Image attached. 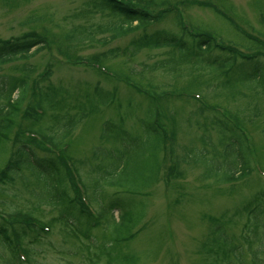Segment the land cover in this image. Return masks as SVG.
I'll return each mask as SVG.
<instances>
[{"label":"rangeland","instance_id":"obj_1","mask_svg":"<svg viewBox=\"0 0 264 264\" xmlns=\"http://www.w3.org/2000/svg\"><path fill=\"white\" fill-rule=\"evenodd\" d=\"M130 2L152 13L163 10L168 13L147 30L156 28L176 32L175 18L178 15L182 22L194 27L200 26L224 41L245 44L239 34L241 31L264 42V0ZM214 6L221 11L217 12ZM34 12L40 18L28 24L26 18ZM223 16L231 19L230 25L224 21ZM113 22L116 21L107 12L94 8L91 0H0V40H13L31 31L42 35H61L73 26L94 29ZM139 32L111 41L109 33H103L96 28L91 39L71 45L73 48H68V55L85 59L115 47L124 48ZM169 52V48L146 49L134 57L123 56L106 61L104 66H85L77 64V59L76 64L70 62L60 55L57 46L47 43L42 49H33L27 58L9 61L1 66V72L12 73L14 76L20 73L17 67L32 68L30 79L41 76L45 67H49L51 75L47 82L41 83V88L49 84L62 88L66 92L70 114L79 113L76 107H72L76 104L72 97L82 101L85 89L97 86L111 91L115 97L114 103L100 106L95 112L87 107V114L84 113V119L78 123L68 143L69 157L83 161L79 170L80 182L87 189L86 196H89L87 199L91 210L101 213L100 226L92 228L90 239L86 240L82 236L72 237L71 232L65 235L59 223L53 222L48 235H41L31 246L33 253L29 263H21L214 264L215 256L208 252L215 242L214 238L218 240L215 245H224L227 249L231 242L243 245L246 251L243 259L248 263L257 244L251 242L248 247L246 243L242 244V239L253 240L248 236V230L255 223H252L253 217L245 216L241 208L256 194H264V89L252 91L237 86L232 91L224 90L217 82L220 77L207 72L178 76L180 70L186 71L182 66L173 73L163 70L149 71L145 68L168 57ZM209 56L223 58L218 53ZM194 88L197 90H193ZM163 92L166 95L158 98L156 93L162 95ZM150 100H154L159 113L163 112L159 117L151 115L152 112H145ZM199 107L205 109L203 115L198 113ZM220 111L233 112L235 118L230 117L233 120L230 122L237 127L236 133L241 135L240 146L236 140L237 143L230 147L229 155L236 160L241 159V155L243 160L239 162L244 161L245 167L250 169L245 178L231 183H222L212 177L211 160L219 156V151L222 153L221 148L216 146L220 131L212 125V119L216 116L213 112ZM165 112L172 113V119L166 117ZM234 119L237 121L234 122ZM221 120L227 121L223 118ZM105 122L114 124L118 136L121 128L125 138L132 143L141 142L144 147L143 151L140 147L131 156L126 155L128 160L125 163V172L120 168L114 176L102 175L101 171L96 170L97 164L105 172L114 169V166H109L110 161L106 159L109 155L106 153L101 154V159L94 158L99 148L101 151L115 149L118 154L123 147L121 142L108 145L101 141ZM148 123L161 131V145L158 148L151 147L153 139L151 130L146 126ZM60 125V118L53 122L51 120V127L55 132L61 131ZM171 130L174 139L167 141L165 136ZM208 138L211 145L206 147L208 152H205L202 147ZM170 150H173L176 163L172 173L168 174L167 168L172 158ZM144 152L148 159L158 154V175L152 170L150 162H147V169L143 172H139V167H134L135 160L145 162V158H139ZM35 153L39 157L46 156L43 152ZM28 173L23 170L21 175L27 177ZM140 175L145 177L141 178ZM119 177L126 183L121 188H116L119 194L115 198L132 211L134 225L124 221L122 208L112 212L107 209V204L113 201L117 193L104 188L100 194V187L95 192L92 191L93 187L96 188L93 183L98 182L97 179L104 185ZM218 177L222 178V172ZM148 178H156L157 182L143 184L138 181ZM21 184L22 178L18 177L12 184L0 186V213H12L16 210L32 212L34 217L44 223L56 218L57 210L50 206H41L36 213L32 211L31 208H35L37 200L33 201ZM36 184L43 185L42 181ZM120 217L119 225L117 222ZM215 219L224 221L223 227H217L219 224H215ZM35 227L38 230L45 229V226ZM82 228L83 226H79V229ZM133 233L135 235L129 238ZM251 235L261 236L253 233ZM257 257L264 261V250ZM230 258L234 259L232 255ZM13 262L9 250L0 244V264H14Z\"/></svg>","mask_w":264,"mask_h":264},{"label":"trees","instance_id":"obj_2","mask_svg":"<svg viewBox=\"0 0 264 264\" xmlns=\"http://www.w3.org/2000/svg\"><path fill=\"white\" fill-rule=\"evenodd\" d=\"M130 1L132 0H91L94 3V8L107 12L109 17L116 21L103 27H96L103 33H109V40L112 41L129 33L140 31L126 47H115L95 55V57L77 59L74 55H68V48H73L71 45L91 39L96 28L73 26L72 29L64 31L61 35L59 33L58 35L52 33L42 35L31 31L13 40H0V158L2 157L0 159V186L12 184L18 177H21L22 189L28 193L33 201L37 200L34 204L35 208H31L32 211L38 212L37 209L41 206H50L55 211L57 210L56 218L50 219L47 223H40V220L34 217L32 212L16 210L12 213H0V244L9 250L14 264H23L19 259L20 256L29 263V258L33 253L31 246L40 239L41 235H48L49 227L53 222L59 223L65 235L71 232L72 237L79 238L82 236L86 240L90 239L91 229L100 226L101 213L94 214L77 191L76 181H79V170L83 161L69 157L68 143L78 123L84 119V113L87 114L89 107L91 112H95L100 106H108L114 103L115 97L111 91L103 90L97 86L89 88L91 91L85 89L82 101L72 97L76 102L72 107H76L79 113L70 114L71 110L67 108L66 92L62 88L50 84L41 88V83L47 82L51 75L49 67H45L41 76L30 79L32 68L17 67L20 73L18 76H14L12 73L1 72L2 65L19 58H27L33 49H42L47 43L57 46L60 55L62 54L70 62L75 63L77 59V64L85 66H104L103 63L106 61L123 56L134 57L142 50L169 48L168 57L154 62L151 66L147 65L145 68L149 71L163 70L173 73L181 69L182 66L186 68V71L180 70L178 76L190 75L199 71L207 72L217 76V78L220 77L217 82L224 90L229 91L237 86L252 91L264 89V42H261L257 37L245 35L239 30L245 44L224 41L200 26L195 28L186 26L178 15L175 18L176 32L156 28L147 30L148 27L159 23L163 16L168 13L165 10L152 13L133 5ZM154 5L158 6L155 3ZM223 17L224 21L230 25L229 20L225 16ZM39 18L34 12L26 19L28 24H32ZM235 31L238 32L237 29ZM213 53L222 54L223 58L219 59V56L210 58L209 55ZM248 86H252V88ZM193 90L197 89L194 88ZM156 95L158 98H163L166 93L163 92L162 95L156 93ZM203 110L205 109L199 107L198 113L203 115ZM145 112H152L151 115L154 114L157 117L163 114V112L159 113L160 110L155 105L154 100L147 103ZM165 113L166 117L172 119V113ZM213 113L216 116L212 119V125L221 132H219L220 136L216 146L221 148L223 154L219 151V156L215 160H211L212 177L222 181V183H231L245 178L249 175L250 169L245 167L244 161L239 162V160H243L241 155H239L241 158L239 160L229 155L232 144L237 143V141L238 145L241 143L239 138L241 135L236 133L237 127L230 122L233 112L221 113V117L227 120L224 122L217 112ZM229 114H232L231 118ZM59 118L62 122L61 131L55 132L54 128L51 127V120L53 122ZM241 120L244 122L243 118ZM146 126L148 130H151L152 149L160 147L162 138L160 129L155 128L152 123H148ZM115 128L111 122H105L100 139L108 145L121 142L123 147L118 151L119 155L115 149L101 151L99 148L95 153L94 158L97 159H101L103 153L109 155L106 157L110 161L109 166H114L112 171L105 172L102 170V166L97 164L96 170L101 171L102 175L114 176V173L120 168L125 172V163L128 160L125 156H131L133 151L140 147L142 151L144 149L141 142L132 143L130 139L125 138L121 128H119V137ZM11 135L12 138H10ZM171 139H174L172 130L168 136H165V140ZM205 143L202 149L208 152L206 147L211 145L210 138ZM36 151L46 153V156L39 157L36 155ZM172 153L173 150L172 152L170 150L172 158H170V164L167 168L168 174L172 173L171 170L176 163ZM157 156L148 159L146 152H144L139 158H145V162L135 160L133 162L134 167H139V172H143L147 169V162H150L152 170L158 175L160 166ZM23 170L29 172L27 177L21 175ZM221 172L222 178L220 179L218 175ZM140 177L144 178L145 175H140ZM155 179L148 178L138 181L143 184H153L157 182ZM41 181L43 185L36 184ZM97 181L93 183V186H96V188H92L93 192L100 187L101 191L98 190L100 194L104 188L112 189L113 193H117L114 195L113 201L107 204V209L112 212L122 208L124 221L134 225L132 211L126 204L115 198L119 194L116 188H121L126 181L122 180V177L112 179V181L104 184L108 187L101 185L99 179ZM241 211L245 212V216L253 217L252 223H255L248 230V236H251L253 240L243 237L245 242L242 239V244H247L248 247H250L251 242L257 244L247 264H264V261L257 257L264 250V194H256L251 201L243 205ZM214 222L219 224L216 225L217 227H223L224 221L215 219ZM117 223L121 224V217ZM35 226H45V229L38 230ZM79 226H83V228L79 229ZM251 233L261 236L251 235ZM134 235L135 233L131 234L129 238ZM223 239L227 241L225 238ZM214 240L213 246L208 249V252L215 256L214 264H246L243 259V255L246 254L243 245L231 242L227 249L224 245H215L218 240L216 238ZM230 255L234 259H231Z\"/></svg>","mask_w":264,"mask_h":264}]
</instances>
